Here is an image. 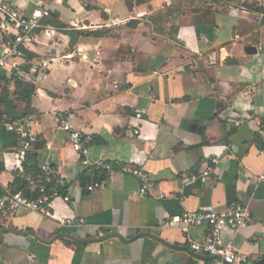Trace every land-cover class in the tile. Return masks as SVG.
Here are the masks:
<instances>
[{
	"label": "crops",
	"instance_id": "1",
	"mask_svg": "<svg viewBox=\"0 0 264 264\" xmlns=\"http://www.w3.org/2000/svg\"><path fill=\"white\" fill-rule=\"evenodd\" d=\"M6 1L49 13L25 55L0 66V120L36 118L29 153L56 170L70 200L0 209V264H208L188 236L202 240L209 226L185 233L162 222L232 203L246 204L252 222L225 227L224 243L264 264V0ZM17 80L35 85L30 103ZM65 116L90 138L91 165L60 128ZM21 149L0 123V194L33 176ZM96 164L110 172L90 194ZM126 164L150 176L147 194ZM202 168L208 179L189 183Z\"/></svg>",
	"mask_w": 264,
	"mask_h": 264
},
{
	"label": "built area",
	"instance_id": "2",
	"mask_svg": "<svg viewBox=\"0 0 264 264\" xmlns=\"http://www.w3.org/2000/svg\"><path fill=\"white\" fill-rule=\"evenodd\" d=\"M48 13L49 9L43 8L35 11L32 15H26L21 9L13 6L8 1L0 0V31L5 34V58L0 59V66L5 65L6 58L23 57L25 55L22 45L31 39L33 31L40 26V18ZM43 67L44 72L47 71L48 63L43 62ZM136 117L140 119L142 114L137 113ZM0 123L22 141V155L35 151L34 149L39 147L37 144L38 124L34 116L28 115L19 119L3 117ZM59 125L62 130L69 134L71 146L82 154L83 163L91 165L87 157L90 138L85 134L84 130L73 127L68 116L59 119ZM135 133H139V130L136 129ZM212 161L217 163L218 159L213 158ZM93 168L95 172L103 170L104 176L110 172V169L103 164H96ZM39 169L40 173L37 178L28 177L31 184H36L38 195L35 198H31L21 191L2 193L0 194L1 210L9 209L16 213L20 208H24L32 212H42L55 199L70 200L69 195L61 190L62 187H65V184L59 178L56 170L47 163L40 165ZM121 170L124 174L132 175L139 181V192L141 195L149 192L152 187V181L146 172L129 164L124 165ZM210 174V168H202L197 172L191 173L187 177V181L189 183L199 179L206 181ZM259 179L264 181V172L259 176ZM102 187L103 177H100L87 184L86 189L90 194H95ZM61 222L65 226L73 225V220L71 219H63ZM251 222L252 216L249 207L246 204L232 203L223 210L186 211L182 215L164 220L162 227H176L188 233L192 226L207 225L210 228V234L206 238L195 240L188 236L191 249L209 255L208 264H250L245 253L232 244L224 243L222 231L225 227L239 230L249 226Z\"/></svg>",
	"mask_w": 264,
	"mask_h": 264
},
{
	"label": "trees",
	"instance_id": "3",
	"mask_svg": "<svg viewBox=\"0 0 264 264\" xmlns=\"http://www.w3.org/2000/svg\"><path fill=\"white\" fill-rule=\"evenodd\" d=\"M260 9V8H257ZM17 94L25 101H27L28 103L31 102V98L32 95L35 92V85L25 82L23 80H17ZM3 117H7V116H2L1 120ZM8 118V117H7ZM0 120V121H1ZM24 160H25V168L26 170H29L28 172H33V176L34 178H37V176L40 173V169L37 165V158L35 154H31L28 153L26 155H24ZM99 177H104V171H99V172H95ZM98 176H96L98 178ZM51 186V185H50ZM65 187H62L61 190H63L65 192ZM14 191H21L23 192L25 195L31 197V198H35L38 195V188L37 186H31L29 180H25V178H23V180H21L19 182V186L14 190Z\"/></svg>",
	"mask_w": 264,
	"mask_h": 264
},
{
	"label": "water",
	"instance_id": "4",
	"mask_svg": "<svg viewBox=\"0 0 264 264\" xmlns=\"http://www.w3.org/2000/svg\"><path fill=\"white\" fill-rule=\"evenodd\" d=\"M248 51H255V49L253 48V47H250V48H248Z\"/></svg>",
	"mask_w": 264,
	"mask_h": 264
}]
</instances>
